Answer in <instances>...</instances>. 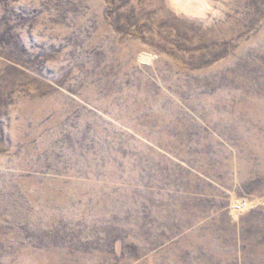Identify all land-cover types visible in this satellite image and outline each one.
<instances>
[{
    "label": "rangeland",
    "instance_id": "obj_1",
    "mask_svg": "<svg viewBox=\"0 0 264 264\" xmlns=\"http://www.w3.org/2000/svg\"><path fill=\"white\" fill-rule=\"evenodd\" d=\"M0 264H264V0H0Z\"/></svg>",
    "mask_w": 264,
    "mask_h": 264
}]
</instances>
